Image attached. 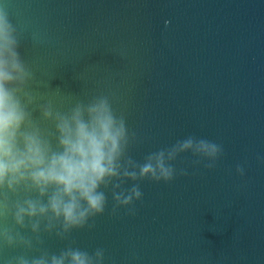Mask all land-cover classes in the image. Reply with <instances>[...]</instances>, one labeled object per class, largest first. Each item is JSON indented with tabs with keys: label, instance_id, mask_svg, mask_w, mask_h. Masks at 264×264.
Instances as JSON below:
<instances>
[{
	"label": "water",
	"instance_id": "95a60500",
	"mask_svg": "<svg viewBox=\"0 0 264 264\" xmlns=\"http://www.w3.org/2000/svg\"><path fill=\"white\" fill-rule=\"evenodd\" d=\"M3 3L38 103L109 96L137 134L129 155L141 163L190 136L223 149L214 168L186 152L173 181L138 182L135 215H113L109 190L94 227L45 235L44 247L102 248L104 264H264V0Z\"/></svg>",
	"mask_w": 264,
	"mask_h": 264
},
{
	"label": "clouds",
	"instance_id": "9594fccd",
	"mask_svg": "<svg viewBox=\"0 0 264 264\" xmlns=\"http://www.w3.org/2000/svg\"><path fill=\"white\" fill-rule=\"evenodd\" d=\"M20 46L21 33L7 4H0V259L3 264H104L102 248L90 253L71 241L51 252L44 236L69 240L73 231L94 227L89 221L105 213L109 190L113 215L122 207L135 215V202L143 199L138 182L173 181V162L186 152L214 168L223 149L190 136L149 153L142 163L134 160L129 148L137 134L110 97L75 99L67 107L51 99L38 103L45 97L33 87L36 75ZM237 171L243 175L242 167ZM128 181L134 182L130 188L124 187ZM16 249L22 251L6 254Z\"/></svg>",
	"mask_w": 264,
	"mask_h": 264
}]
</instances>
